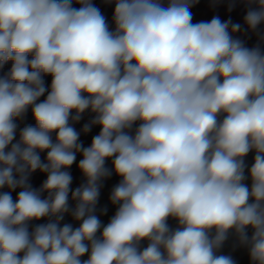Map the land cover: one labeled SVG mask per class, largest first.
Instances as JSON below:
<instances>
[{
	"label": "clouds",
	"instance_id": "1",
	"mask_svg": "<svg viewBox=\"0 0 264 264\" xmlns=\"http://www.w3.org/2000/svg\"><path fill=\"white\" fill-rule=\"evenodd\" d=\"M243 2L255 32L264 0ZM105 3L112 27L92 0H0V68L11 61L0 76V264H235L219 254L229 233L264 264V49L231 19L193 23L198 0ZM29 108L35 126L16 140ZM86 110L82 131L100 128L87 147L73 127ZM77 153L86 182L71 191ZM37 171L47 178L34 189ZM113 172L118 207L103 225L101 181ZM69 212L78 227L61 226Z\"/></svg>",
	"mask_w": 264,
	"mask_h": 264
},
{
	"label": "rangeland",
	"instance_id": "2",
	"mask_svg": "<svg viewBox=\"0 0 264 264\" xmlns=\"http://www.w3.org/2000/svg\"><path fill=\"white\" fill-rule=\"evenodd\" d=\"M166 2V0H165ZM215 2V5H214ZM231 0H198L193 7L190 8L192 13L193 23H197L200 21H210L213 17H219L222 21H226L231 19L233 23L241 24V31L237 33L239 39H241L245 45L249 48L254 47L256 45H260L262 49H264V40L261 39V36L264 35V25H261L255 32L247 30L246 25H244L243 17L245 14H241L240 11L236 10L243 5V0H235V6L229 11V4ZM74 7L79 8L80 5L73 4ZM215 6L220 8L221 11L214 10ZM209 7V8H208ZM99 9L103 12L109 26L112 27V14L114 10V4L105 3V0H101L99 4ZM45 86L50 87L51 84V77L46 76L44 77ZM46 95V94H45ZM41 100L44 97L40 98ZM90 110H86L82 114V118L79 122L75 123L73 127L80 133L79 142H82L85 147L90 146L92 138L97 135L100 131L99 126H93L88 133H84L82 131L83 126L87 123L86 119L89 116ZM75 113H73L74 115ZM223 117H221L222 119ZM15 123L17 124V133H16V140L19 139V131L22 129V125L24 124L21 120H16ZM35 126V121H34ZM137 125H133V129L137 127ZM53 140H55V134L53 133ZM15 142V141H14ZM41 160H44L46 156V152L40 154ZM254 152H249L248 155L244 158V163L246 165L245 168V176L248 177L244 183L250 187L251 179L248 175V170L251 168L252 164L254 163ZM82 155L77 153L76 160L73 165L67 169L72 176V183L70 185L71 191H74L77 187L81 186L86 182V178L82 175L81 171L78 169V163L82 159ZM106 166L108 168H112L111 160L106 162ZM47 174L41 173L39 171L32 173L29 177V183L31 184L32 188L39 189L42 183L46 180ZM120 177L117 176L114 172L110 177H107L101 181V188L100 194L98 198L96 214L100 219L103 225H107L110 221L112 216L115 214L118 205H113L110 202V194L115 185H117L120 181ZM19 192L20 189H17ZM71 191L69 193V208L72 209L75 207L76 201L71 199ZM44 196L47 193L43 194ZM17 195L13 196L15 200ZM106 209V211H104ZM48 222V218H41L40 220H32L29 222V231L31 232L36 225L38 224H45ZM63 224H71L74 228L79 226V222L75 221L71 216V212L66 213L64 215V219L61 221V226ZM168 225L170 228L175 229L177 227V221L174 219L168 220ZM249 236L251 235V229L248 230ZM99 235V234H98ZM147 241H141V249L147 247ZM227 255H230L235 264H251L250 257H249V250L246 246L240 245L237 236L234 233H229L227 238ZM82 259H87V256L83 257Z\"/></svg>",
	"mask_w": 264,
	"mask_h": 264
},
{
	"label": "trees",
	"instance_id": "3",
	"mask_svg": "<svg viewBox=\"0 0 264 264\" xmlns=\"http://www.w3.org/2000/svg\"><path fill=\"white\" fill-rule=\"evenodd\" d=\"M92 2L94 3V5L96 7L99 8V4H100L101 0H92ZM101 13L103 14L102 11H101ZM10 68H11V61H9L7 64H5L3 68H0V76H3L5 73H7ZM94 115H95L94 113L90 112L89 116L86 119V122L89 123L93 119ZM17 119L21 120L24 123L22 125V128L27 126V125L34 126V119L32 117L31 108L28 109L27 113L25 114V116L23 118H17ZM70 190H71V188H70ZM0 191H8V189L7 188L0 189ZM15 195H18L17 190L12 192V197ZM219 254L227 255V240L224 242L222 248L219 250Z\"/></svg>",
	"mask_w": 264,
	"mask_h": 264
},
{
	"label": "crops",
	"instance_id": "4",
	"mask_svg": "<svg viewBox=\"0 0 264 264\" xmlns=\"http://www.w3.org/2000/svg\"><path fill=\"white\" fill-rule=\"evenodd\" d=\"M214 5H215V2H214ZM247 8H248V5L246 3H243V5L240 8H237L236 10L240 11L241 14H246ZM214 10L221 11V9L217 8L216 6H215Z\"/></svg>",
	"mask_w": 264,
	"mask_h": 264
}]
</instances>
